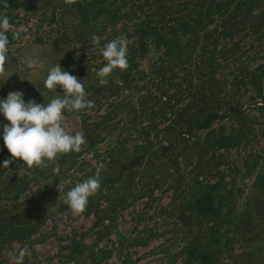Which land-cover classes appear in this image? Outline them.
<instances>
[{"label":"trees","instance_id":"1","mask_svg":"<svg viewBox=\"0 0 264 264\" xmlns=\"http://www.w3.org/2000/svg\"><path fill=\"white\" fill-rule=\"evenodd\" d=\"M2 2L8 7L0 4V17L33 24L25 40L23 32L19 39L8 33L0 100L13 91L37 104L62 95L44 87L58 63L81 80L96 109L106 110L97 120L88 109L79 112L87 143L58 159V175L47 162L29 169L13 160L0 170V255L15 242L37 241L46 220L69 209L67 191L103 163L101 189L82 214L91 225L60 244L62 262L110 264L116 255L118 264H134L130 248L171 232L180 246L171 254L160 249L168 264H264V0ZM121 35L130 41V67L114 70L101 86L92 69L104 66V45ZM33 55L39 62L29 67ZM7 124L0 115V135ZM0 158L12 160L6 147ZM168 192L153 227L135 223L129 235L119 228L138 200L145 198L131 218ZM161 221L165 229L157 232Z\"/></svg>","mask_w":264,"mask_h":264},{"label":"clouds","instance_id":"2","mask_svg":"<svg viewBox=\"0 0 264 264\" xmlns=\"http://www.w3.org/2000/svg\"><path fill=\"white\" fill-rule=\"evenodd\" d=\"M67 4H74L76 0H65ZM0 4L8 7L0 0ZM13 28L7 15L0 17V76H6V61L9 51L8 33ZM20 32L13 33V39H19ZM99 37L93 36L95 43ZM130 41L121 35L107 42L102 50L106 63L98 71L93 68L101 86H107L108 78L114 70L126 71L128 62V45ZM79 55V53H77ZM25 63L32 67L35 61L28 58ZM44 87L57 93V88L62 90L47 104H37L33 100L25 102L23 94L19 91L10 92L6 99L0 100V115H3L8 124L3 128L4 146L12 160H5L3 168H9L13 160L21 161L27 168H43L47 164L54 165L53 172L57 175L61 169L58 159L69 153H79L82 146L86 145L84 133L76 131L70 134L64 124L65 112L79 113L94 107V101L88 100V93L84 85L76 76L63 70L57 63L52 66L44 82ZM125 95L128 90H125ZM103 163L96 164L95 174L82 182L78 181L74 187L63 196L64 204L74 216H82L86 211L89 199L95 197L101 189V172ZM65 183H71L66 181ZM60 195L59 198L60 199ZM27 249H22L20 257L23 258Z\"/></svg>","mask_w":264,"mask_h":264},{"label":"rangeland","instance_id":"3","mask_svg":"<svg viewBox=\"0 0 264 264\" xmlns=\"http://www.w3.org/2000/svg\"><path fill=\"white\" fill-rule=\"evenodd\" d=\"M32 19L28 20L26 23H23L19 26L13 25L11 31L23 32V40L31 36L27 34L32 27ZM31 38V37H30ZM22 40V41H23ZM32 59L35 61V64L39 58L37 55H33ZM34 64V66H35ZM33 72H35L33 70ZM112 101L116 100V97H112ZM106 104L103 105L102 109H96V106L92 109L86 111L87 114L91 115L89 120H97L98 114H102L106 109ZM82 118L83 116L80 113H72L65 115V127L66 131L70 134H75L76 131H81L82 127ZM112 139V136L105 138V140L99 144L100 147L105 146L109 140ZM3 135H0V150L4 149ZM231 155L235 158L237 155L234 151L231 152ZM86 159H90L89 154H85ZM4 160L0 158V170H3ZM22 172L25 169L21 170ZM31 188H35L37 183L32 182L30 184ZM154 195L158 198L160 197V192L155 191ZM170 200V192L161 195V198L156 199L151 207L145 208L147 211L146 215H142L140 212L139 215L131 218L130 211L134 208L139 210L143 207L145 198L138 200L134 205L125 210L121 217L119 218L121 224L119 228L129 234H134L135 230L133 226L135 223L141 228L144 224H147L149 227H153L154 221H158V216L154 214V210L158 208L159 205H165ZM136 213V212H135ZM148 216H152L148 218ZM91 216H74L70 209H67L65 212L56 214L54 217L46 220L45 224L41 227L39 234L34 235L32 238L38 239L37 241L32 242H15L10 248L5 249L0 255V264H19L21 257L20 252L22 249H27V261L28 264H73L70 262H62L61 255H58L60 244H67L73 231L81 233L85 231L91 225ZM165 224L161 221L156 226L157 232H162L165 228ZM113 238V236H111ZM168 238V239H167ZM179 238V237H178ZM177 238V240H178ZM168 240V241H167ZM174 237V235L169 232L165 236L159 238H154L146 246H138L135 248H130L131 258L134 261V264H168V258L170 255L165 251L160 249L168 246V251L175 253L179 248V244ZM86 242H90V238L86 239ZM105 241L101 242L99 246H103ZM136 249V250H134ZM24 258V256H23ZM139 258V259H136ZM110 264H118L116 255H113L110 260ZM24 264V262L20 263Z\"/></svg>","mask_w":264,"mask_h":264}]
</instances>
